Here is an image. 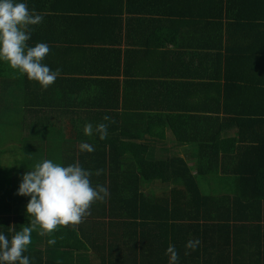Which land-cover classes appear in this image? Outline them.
Returning <instances> with one entry per match:
<instances>
[{
    "label": "trees",
    "instance_id": "1",
    "mask_svg": "<svg viewBox=\"0 0 264 264\" xmlns=\"http://www.w3.org/2000/svg\"><path fill=\"white\" fill-rule=\"evenodd\" d=\"M21 2L43 17L27 45L47 44L42 63L61 71L43 90L0 60V145L11 146L0 148V234L11 240L30 226L31 197L17 194L22 181L12 169L79 163L109 195L78 226L33 231L22 254L30 264H169L170 244L177 264H264V60L256 55L264 0H14ZM133 37L135 45L161 43L155 50L175 81L157 83L139 49L123 50ZM158 89L167 112L133 115L149 130L117 121L112 109L127 112ZM100 123L109 125L103 140ZM155 126L161 135L168 126L178 145L193 144L196 163L146 141ZM81 143L95 150L82 152ZM8 151L17 166L1 162ZM155 183L164 190H144ZM197 239L195 250L186 248Z\"/></svg>",
    "mask_w": 264,
    "mask_h": 264
},
{
    "label": "clouds",
    "instance_id": "2",
    "mask_svg": "<svg viewBox=\"0 0 264 264\" xmlns=\"http://www.w3.org/2000/svg\"><path fill=\"white\" fill-rule=\"evenodd\" d=\"M43 17L30 11L26 3H14V0H0V60L9 63L19 75L36 81L43 90L52 85L60 75V69L51 71L42 63L50 51L47 44L38 43L29 47L32 26L42 23ZM105 121L115 123L111 117ZM108 124L100 123L96 127L100 139L107 137ZM85 135L93 134V126L88 123L84 127ZM80 150L93 152L95 149L88 143H81ZM102 169L96 171L99 176ZM92 173L79 163L62 166L52 160L36 163L34 169L22 177L17 194L30 196L26 211L31 217L30 226L16 232L11 240L0 234V264H30L29 257L22 255L26 246L31 243L32 232L45 236L54 233L58 227H75L91 214V205L104 202L108 197V189L102 185L92 186ZM54 244L55 240H49ZM200 240H189L186 248L195 250ZM166 254L170 256L169 264H177L178 253L174 245H169ZM185 254H188L187 252Z\"/></svg>",
    "mask_w": 264,
    "mask_h": 264
},
{
    "label": "crops",
    "instance_id": "3",
    "mask_svg": "<svg viewBox=\"0 0 264 264\" xmlns=\"http://www.w3.org/2000/svg\"><path fill=\"white\" fill-rule=\"evenodd\" d=\"M154 16V15H152ZM152 16L150 14H147L146 16H144V14L142 15V17H147V18H152ZM155 17V16H154ZM134 34V33H133ZM127 41H124L122 47L123 50L129 49V50H135V51H140V54L142 55V61L144 63H141V65L143 66L142 68L147 69V72L153 73L157 76H159L158 79H155V81L157 83L160 84L161 81L166 82H173L175 81L174 78L172 77H168V70L166 68V65L164 64V62L162 61V59L160 58V54L158 53L157 50H155V47L158 45V47L161 45V43L159 41H157L155 39L154 42H150L148 41V39L146 38L144 42H142L141 44H134V37L131 41L130 44L126 43ZM166 42V41H165ZM261 49L260 51L256 52V55H260L261 59L264 60V53H261L262 50H264V38H262V41L260 42V44L258 45ZM130 47V48H128ZM172 45H169V48H172ZM168 48V49H169ZM138 51V53H139ZM147 53H151V55H149L148 58L145 57V54ZM236 53V52H235ZM137 59L138 61H136L133 64H136L137 67H139V55L137 54ZM123 62H125V55L123 57ZM134 68V65H132ZM209 67H211V71L214 72V69L216 67H218V60H214L213 62L210 63V65H208ZM78 75H83V74H78ZM122 80H124V76H122L121 78ZM161 92V89L158 90H153L150 93H146V97L144 98L143 102H137L136 100L132 103L133 109H128L127 112L124 110L123 107L120 108H116L112 109V113H116V114H120L121 117L119 119L118 116H116L115 118L117 119V121H119L120 123H122L123 125V120H127V125L131 126L132 128H139L142 130H149V125H148V120L142 121V122H138V119L135 118L133 115H135L136 113H141V109L149 108L146 114H154V113H166L167 110H164V108H162V106H159L158 108V104H167L166 102H162L160 100V98H158L159 93ZM170 92V91H169ZM164 95H167V90H162V97ZM134 98V97H133ZM166 99V97H164ZM148 99H155V101L152 100V102H150ZM159 99V100H158ZM163 99V98H161ZM263 106L261 108L264 109V102L262 103ZM128 114V115H126ZM125 116L127 117V119H125ZM124 126V125H123ZM155 128L158 130V134L156 130H152V132L155 135H152V132L150 134L146 135V141H152L153 145L155 144V147L157 149H166V147L168 149L171 150L170 153H172L173 151H176L180 154V156H182L183 158L186 159L187 163L189 165H194L196 163L194 158V153H195V147L192 144H183V145H178L176 144V142L174 141V138L172 136V132L170 129H168V126H166V131L165 134L161 135L163 128L155 126ZM142 142V139H139V143ZM162 153V152H161ZM167 155V154H166ZM191 155V156H190ZM12 177L14 178V180L16 181L18 178L21 179L22 181V177L24 175V171L22 173L19 174V176L17 175V171L16 169H12ZM148 186H144L145 189L144 190H150V191H163L164 187H161L160 185L158 186L156 183L152 185L151 190L150 189V184H147Z\"/></svg>",
    "mask_w": 264,
    "mask_h": 264
},
{
    "label": "rangeland",
    "instance_id": "4",
    "mask_svg": "<svg viewBox=\"0 0 264 264\" xmlns=\"http://www.w3.org/2000/svg\"><path fill=\"white\" fill-rule=\"evenodd\" d=\"M3 130V129H1ZM4 131V130H3ZM11 146L9 145H0V148H10ZM16 156H14L12 153H10L9 151L1 158V162H3V164L6 162L8 165L6 166H17L16 164L12 163L14 161ZM9 163H11L9 165ZM11 173V171L9 172ZM20 174V173H19ZM19 174H17L19 176ZM48 239V238H47Z\"/></svg>",
    "mask_w": 264,
    "mask_h": 264
}]
</instances>
